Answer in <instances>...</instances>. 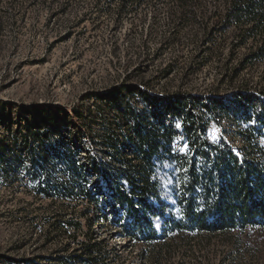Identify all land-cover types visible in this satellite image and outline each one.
I'll return each instance as SVG.
<instances>
[{
    "label": "trees",
    "instance_id": "obj_1",
    "mask_svg": "<svg viewBox=\"0 0 264 264\" xmlns=\"http://www.w3.org/2000/svg\"><path fill=\"white\" fill-rule=\"evenodd\" d=\"M218 18L203 28L204 46L230 34L231 53L246 47L247 64L264 61V0H228ZM148 83L88 96L116 110L100 122L69 118L62 128L28 113L22 127L2 110L0 180L25 182L33 200L19 215L35 217L31 238L46 253L0 263L163 264L182 248L208 256L222 245L225 260L264 264V93L157 94ZM225 122L239 145L213 139L212 125Z\"/></svg>",
    "mask_w": 264,
    "mask_h": 264
},
{
    "label": "rangeland",
    "instance_id": "obj_2",
    "mask_svg": "<svg viewBox=\"0 0 264 264\" xmlns=\"http://www.w3.org/2000/svg\"><path fill=\"white\" fill-rule=\"evenodd\" d=\"M227 1L195 0L180 8L175 0H0L4 121L10 120L9 113L24 127L28 122L22 121L30 113L39 122L58 119L64 128L69 118L75 123L111 119L116 114L112 106L87 97L142 80L157 94L264 93V61L247 64L246 47L231 53L230 34L215 35L203 44V28L219 21ZM5 124L0 122V135L6 134ZM212 126V131L219 129L216 134L239 145L227 122L223 129ZM24 185L0 180L1 262L3 257L46 253L31 238L35 217L19 215L33 200ZM37 207H31L34 216H42ZM105 230L95 228L101 237H106ZM114 236V245L124 244ZM198 250L182 248L163 264H242V258L225 260L222 245L209 248L208 256Z\"/></svg>",
    "mask_w": 264,
    "mask_h": 264
},
{
    "label": "snow or ice",
    "instance_id": "obj_3",
    "mask_svg": "<svg viewBox=\"0 0 264 264\" xmlns=\"http://www.w3.org/2000/svg\"><path fill=\"white\" fill-rule=\"evenodd\" d=\"M254 122V121H253ZM217 132H219V129H213V133H212V135H213V139H217V137H216V133ZM180 151H187V145H185L184 146V148H182V149H179ZM171 181H169V183H170Z\"/></svg>",
    "mask_w": 264,
    "mask_h": 264
}]
</instances>
